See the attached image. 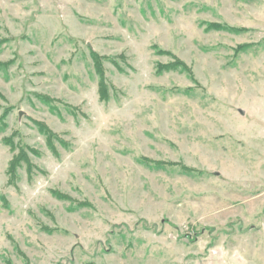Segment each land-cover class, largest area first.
Wrapping results in <instances>:
<instances>
[{"label":"rangeland","instance_id":"1","mask_svg":"<svg viewBox=\"0 0 264 264\" xmlns=\"http://www.w3.org/2000/svg\"><path fill=\"white\" fill-rule=\"evenodd\" d=\"M0 264H264V0H0Z\"/></svg>","mask_w":264,"mask_h":264}]
</instances>
